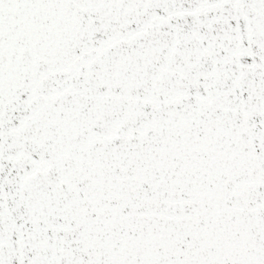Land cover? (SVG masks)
I'll list each match as a JSON object with an SVG mask.
<instances>
[{
  "label": "snow or ice",
  "instance_id": "6c2138e0",
  "mask_svg": "<svg viewBox=\"0 0 264 264\" xmlns=\"http://www.w3.org/2000/svg\"><path fill=\"white\" fill-rule=\"evenodd\" d=\"M0 264H264V0H0Z\"/></svg>",
  "mask_w": 264,
  "mask_h": 264
}]
</instances>
